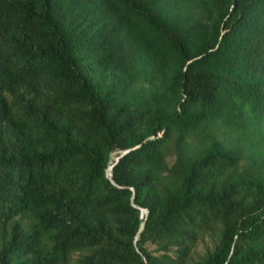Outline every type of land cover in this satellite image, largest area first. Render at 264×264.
I'll list each match as a JSON object with an SVG mask.
<instances>
[{"label": "trees", "instance_id": "1", "mask_svg": "<svg viewBox=\"0 0 264 264\" xmlns=\"http://www.w3.org/2000/svg\"><path fill=\"white\" fill-rule=\"evenodd\" d=\"M262 120L264 0H0V264H264Z\"/></svg>", "mask_w": 264, "mask_h": 264}, {"label": "rangeland", "instance_id": "2", "mask_svg": "<svg viewBox=\"0 0 264 264\" xmlns=\"http://www.w3.org/2000/svg\"><path fill=\"white\" fill-rule=\"evenodd\" d=\"M254 135H262L264 132V120L251 126ZM257 136V137H258ZM178 132L172 135L163 148L164 158L167 161L168 169L166 170L168 177L175 181L176 171L174 165L179 156L178 153ZM255 145V146H254ZM216 146L219 148L237 149L243 156L242 166L248 163V153L250 147L259 148L255 138L240 136L236 129H232L226 122L220 118H209L201 124L182 145L183 156L189 158L197 155L208 147ZM216 244V238L211 233L204 234L198 241L193 256L195 259L204 255L207 251L212 250Z\"/></svg>", "mask_w": 264, "mask_h": 264}, {"label": "water", "instance_id": "3", "mask_svg": "<svg viewBox=\"0 0 264 264\" xmlns=\"http://www.w3.org/2000/svg\"><path fill=\"white\" fill-rule=\"evenodd\" d=\"M127 151H128V150H125L124 153L127 152ZM118 158H119V157H118ZM111 167H112V166H111Z\"/></svg>", "mask_w": 264, "mask_h": 264}]
</instances>
